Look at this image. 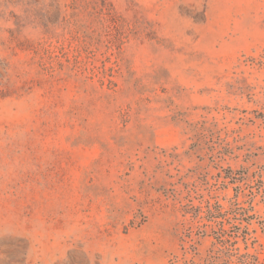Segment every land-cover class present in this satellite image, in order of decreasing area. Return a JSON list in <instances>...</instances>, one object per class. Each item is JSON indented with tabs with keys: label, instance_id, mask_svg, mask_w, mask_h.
Returning a JSON list of instances; mask_svg holds the SVG:
<instances>
[{
	"label": "rangeland",
	"instance_id": "rangeland-1",
	"mask_svg": "<svg viewBox=\"0 0 264 264\" xmlns=\"http://www.w3.org/2000/svg\"><path fill=\"white\" fill-rule=\"evenodd\" d=\"M243 255L264 264V0H0V264Z\"/></svg>",
	"mask_w": 264,
	"mask_h": 264
},
{
	"label": "trees",
	"instance_id": "trees-1",
	"mask_svg": "<svg viewBox=\"0 0 264 264\" xmlns=\"http://www.w3.org/2000/svg\"><path fill=\"white\" fill-rule=\"evenodd\" d=\"M208 214H209V217H210V220L211 221H214V220H221V221H229L230 219H228V218H226V216H227V214L226 213H222L221 211H220V209L219 210H216L215 212L214 211H212L211 209H209L208 208ZM234 217V220H235V222H236V220L237 219H235L236 218V215H234L233 216ZM232 229H233V233H232V235H229V236H227L226 235V233H225V231L224 230H222V235H224V236H222V237H220V239L221 238H227V239H233V240H237V239H239V238H243V239H245V237H241V235H240V231H239V228H237V227H232ZM243 258H244V264H252V262H251V256H249V255H243Z\"/></svg>",
	"mask_w": 264,
	"mask_h": 264
}]
</instances>
